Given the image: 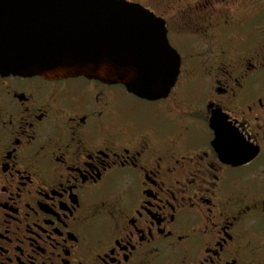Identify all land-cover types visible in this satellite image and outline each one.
I'll use <instances>...</instances> for the list:
<instances>
[{"label":"flooded vegetation","instance_id":"1","mask_svg":"<svg viewBox=\"0 0 264 264\" xmlns=\"http://www.w3.org/2000/svg\"><path fill=\"white\" fill-rule=\"evenodd\" d=\"M131 1L166 97L0 74V264H264V0Z\"/></svg>","mask_w":264,"mask_h":264},{"label":"water","instance_id":"2","mask_svg":"<svg viewBox=\"0 0 264 264\" xmlns=\"http://www.w3.org/2000/svg\"><path fill=\"white\" fill-rule=\"evenodd\" d=\"M165 24L137 1L0 0V74L86 77L159 100L181 66ZM222 138L217 129L216 141Z\"/></svg>","mask_w":264,"mask_h":264},{"label":"rangeland","instance_id":"3","mask_svg":"<svg viewBox=\"0 0 264 264\" xmlns=\"http://www.w3.org/2000/svg\"><path fill=\"white\" fill-rule=\"evenodd\" d=\"M156 10H157V9H156ZM158 10H160V9H158ZM158 10H157V11H158Z\"/></svg>","mask_w":264,"mask_h":264}]
</instances>
